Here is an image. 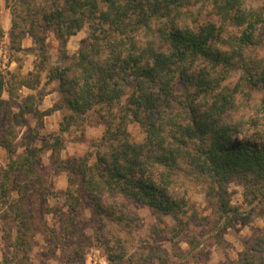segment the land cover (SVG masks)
I'll list each match as a JSON object with an SVG mask.
<instances>
[{
  "label": "trees",
  "instance_id": "obj_1",
  "mask_svg": "<svg viewBox=\"0 0 264 264\" xmlns=\"http://www.w3.org/2000/svg\"><path fill=\"white\" fill-rule=\"evenodd\" d=\"M11 3L10 34L20 25L28 28L39 61L20 78L0 68V147L7 154L0 170V226L9 249L3 264H28L38 218L51 211L49 173L42 163L47 150L54 173L66 174L67 188L58 227L44 229L56 248L68 252L70 263L85 264L80 254L89 239L79 226L84 203L107 264H205L190 240L178 263L146 243L128 252L139 222L128 206L147 207L180 226L192 185L204 188L223 221L221 232L233 227L234 216L264 218V0ZM203 16L216 21L202 22ZM85 27L88 39L70 63L50 67L47 32L54 33L66 60L68 40ZM43 74L46 82H58L60 104L52 110L65 112L59 134L39 148L29 137L19 154L16 129L25 126L26 115L40 116ZM14 85L35 94L19 95ZM90 114L104 128L101 138L87 154L60 159L64 136L83 133ZM132 125L141 141L132 137ZM232 182L243 188L248 211L231 205ZM225 264H264V228Z\"/></svg>",
  "mask_w": 264,
  "mask_h": 264
},
{
  "label": "rangeland",
  "instance_id": "obj_2",
  "mask_svg": "<svg viewBox=\"0 0 264 264\" xmlns=\"http://www.w3.org/2000/svg\"><path fill=\"white\" fill-rule=\"evenodd\" d=\"M10 6H12L11 0H0V28L7 25V22L9 23L8 28H11ZM16 12L19 14L18 11ZM201 19L202 22L206 20L216 21L214 18L205 16ZM27 29L25 26L20 25V28L15 31L16 34L11 35L9 32L8 37H5V34L3 37L0 36V68L4 72L10 71L17 78L27 75L28 72L32 71L33 63L39 61V58L37 59L33 52L35 45L30 34L26 31ZM88 36L89 31L86 27L72 36L66 44L68 58L63 60L59 54V42L54 33L52 31L47 32L45 39L47 64L50 67L58 66L62 68L67 66L70 63V58L78 52L82 41L87 40ZM18 47L21 50H18ZM11 62H14L15 65H12ZM14 88L17 89V94L19 93L22 96L35 94V92L26 88L18 89V85H14ZM39 93L43 95L42 101L37 107L40 116L37 118L32 114L26 115L25 126L20 125L16 129L18 138L15 146L19 154L23 151V143L27 142L29 137L33 138L32 146L39 148L43 140L57 136L52 134L53 130L57 129V133L59 132V125L65 112L63 109L59 111L52 110L54 105L60 104L61 94L59 93L58 82H46L43 74ZM49 94L52 95L47 97ZM2 98L7 100V94L4 93ZM13 111L15 112L16 109H13ZM103 130V126L98 123L93 114H90L83 133L75 132L69 137L64 136L66 142L65 147L59 153L60 159L67 158L68 153L74 151L76 146L84 147L86 152L83 155L87 154L91 150L92 144L101 138ZM129 131L134 139L137 141L142 140L143 135L136 126H130ZM34 132H38V135L34 136ZM25 135L26 139L23 141ZM67 147H72V150L68 151ZM6 162L7 154L0 147V170L4 168ZM52 162L53 156L45 157V153L42 155V163L49 173L48 184L52 191L48 199L51 211L49 214L38 218L37 231L33 238L28 264H79L76 260H72L73 263L67 262L68 252L56 248L55 244L51 242L49 233L44 229V225L50 229L58 227L61 216L57 210L63 208L64 199L62 194L66 190L65 184H67L66 174L63 172L55 174V165ZM228 191L231 205L241 209L239 213L248 211L249 205L244 202L243 188L237 182H232L228 186ZM88 207L87 203L83 204V211L79 219V226L84 229V234L89 239L88 243L82 248L80 256L84 257L85 264H99L100 262L107 264L104 246L100 243L102 240L101 235L97 233L95 224H92L94 228H91V212ZM128 210L136 215L139 221L129 239L128 252L133 253L136 245L146 243L166 251L167 259L171 263H178L182 256L188 252L189 246L185 243L187 240L198 244L196 250L200 254L198 258L205 264H225L227 261H235L236 255L243 251L251 239L264 228V218L258 217L245 221L237 220L238 216H234L233 227L221 232L220 229L224 225L223 221H219L213 207L208 204L205 190L200 185H192L189 188L188 206L185 209V215L180 218L182 223L180 226H177L170 217H162L160 220L147 207L130 204ZM261 213H263L262 210ZM64 214L65 209L62 211V215ZM5 235L0 226V264H3V255L9 250L6 247L7 242L4 240ZM48 241L52 244H49ZM154 264H160V262L156 261Z\"/></svg>",
  "mask_w": 264,
  "mask_h": 264
},
{
  "label": "crops",
  "instance_id": "obj_3",
  "mask_svg": "<svg viewBox=\"0 0 264 264\" xmlns=\"http://www.w3.org/2000/svg\"><path fill=\"white\" fill-rule=\"evenodd\" d=\"M6 24V23H5ZM9 27V23L7 22V25H5V26H2L1 27V30L3 31V35L5 34V37H8V34H9V32H10V29L11 28H8ZM8 28V29H7ZM5 32V33H4ZM12 63V65H15V63L14 62H11ZM52 94H49L47 97H49V96H51ZM45 101H46V99H45ZM44 101V102H45ZM49 107V106H48ZM57 129H55V130H53L52 131V134H56V135H58L59 134V132L57 133ZM70 146H72V145H70ZM72 147H75V146H72ZM72 147H67V150L69 151V150H72L71 148ZM2 152V151H1ZM86 152V149L84 148V147H82V146H76V149H74V151H70L69 153H68V157H80V156H83V154ZM45 153V157L47 156H52V152L50 151V150H47V151H45L44 152ZM64 158V157H63ZM65 188H67V184H65ZM64 188V189H65ZM62 204V203H61Z\"/></svg>",
  "mask_w": 264,
  "mask_h": 264
},
{
  "label": "built area",
  "instance_id": "obj_4",
  "mask_svg": "<svg viewBox=\"0 0 264 264\" xmlns=\"http://www.w3.org/2000/svg\"><path fill=\"white\" fill-rule=\"evenodd\" d=\"M99 264H105V262H103V263H102V262H100Z\"/></svg>",
  "mask_w": 264,
  "mask_h": 264
}]
</instances>
